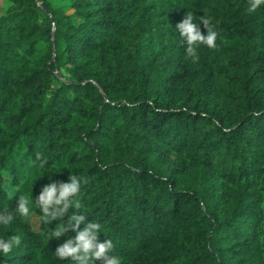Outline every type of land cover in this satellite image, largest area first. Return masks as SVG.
I'll return each instance as SVG.
<instances>
[{
    "label": "trees",
    "instance_id": "16d2710c",
    "mask_svg": "<svg viewBox=\"0 0 264 264\" xmlns=\"http://www.w3.org/2000/svg\"><path fill=\"white\" fill-rule=\"evenodd\" d=\"M5 3L0 211L73 172L83 207L64 219L99 221L121 264H264V5ZM187 13L217 32L196 60L175 29ZM58 223L17 214L0 238L21 243L0 260L70 264L54 251L86 225L51 238Z\"/></svg>",
    "mask_w": 264,
    "mask_h": 264
},
{
    "label": "clouds",
    "instance_id": "9594fccd",
    "mask_svg": "<svg viewBox=\"0 0 264 264\" xmlns=\"http://www.w3.org/2000/svg\"><path fill=\"white\" fill-rule=\"evenodd\" d=\"M261 5H264V0H249L248 11H255ZM201 23L205 26L206 32L201 31ZM209 24L210 18L200 15L197 20L196 14L187 13L185 18L175 25L176 31L186 46L187 55L193 60L198 59V45L203 44L208 48L216 47L217 32L209 27ZM84 182V177L70 172L67 182L51 181L42 187L36 197L20 196L14 212L0 211V225H11L17 214L27 219L31 215L33 207L40 209L44 219L59 222L55 226L51 238L65 234L70 226L73 229H78L79 224L84 222L86 226L78 231L74 239L68 238L57 246L54 251L56 257L61 260L67 259L70 264H93L97 259H101L103 264H121L120 257L112 254L111 240H99V234L102 232V225L99 221L86 220L84 211H72L68 214L67 220L64 219L70 206H74L77 210L82 209L79 193ZM20 243L21 238L16 234L0 238V257L10 254ZM0 264H5V261L0 260Z\"/></svg>",
    "mask_w": 264,
    "mask_h": 264
},
{
    "label": "rangeland",
    "instance_id": "374dc122",
    "mask_svg": "<svg viewBox=\"0 0 264 264\" xmlns=\"http://www.w3.org/2000/svg\"><path fill=\"white\" fill-rule=\"evenodd\" d=\"M5 5H6L5 0H0V8H1V7L4 8ZM5 186H6V188L9 189V191H10L11 193L14 192V190H13L12 188H10V186H9L8 184H5Z\"/></svg>",
    "mask_w": 264,
    "mask_h": 264
}]
</instances>
